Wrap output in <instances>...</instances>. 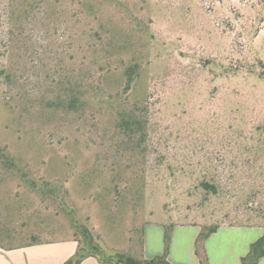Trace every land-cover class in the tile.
Instances as JSON below:
<instances>
[{
    "label": "rangeland",
    "instance_id": "obj_1",
    "mask_svg": "<svg viewBox=\"0 0 264 264\" xmlns=\"http://www.w3.org/2000/svg\"><path fill=\"white\" fill-rule=\"evenodd\" d=\"M49 2L45 11L36 7L28 21L14 25L21 80L10 104L14 117L0 102V143L18 162L32 158L21 145L26 141L43 142L48 153L72 161L68 169L59 162L51 168L65 175L60 182L37 167L23 169L56 186L52 217L54 207L68 203L83 226L60 211L71 233L64 226L48 233L41 223L39 237L72 238L77 231L83 240L87 228L111 255L137 247L148 224L209 228L222 222L264 231V0H87L106 20L138 26L142 35L143 77L131 98L145 102L143 152L124 145L103 106L89 102L79 113L53 110L52 90L77 78L83 37L97 23L80 0ZM6 27L3 16L0 33ZM9 117L17 119L16 133L9 131ZM97 158L140 190L139 200L130 197L127 213L130 191L109 203L96 188L101 199L95 208L88 186L66 181L71 168H86ZM206 181L217 184V194L204 190ZM17 183L11 181L15 188ZM9 198L0 187L2 245L23 239L9 236L8 216L19 212V202ZM32 198L38 205L41 198Z\"/></svg>",
    "mask_w": 264,
    "mask_h": 264
},
{
    "label": "trees",
    "instance_id": "obj_2",
    "mask_svg": "<svg viewBox=\"0 0 264 264\" xmlns=\"http://www.w3.org/2000/svg\"><path fill=\"white\" fill-rule=\"evenodd\" d=\"M50 3L49 0H0V19L4 16L7 21L6 32L0 33V102L8 113L11 112L12 99H17L15 90L21 85L19 68L15 63L14 25L20 19H24L23 22L28 21L36 7L39 8L40 12L45 11ZM80 3L84 7H88L89 15L94 14L97 25H92L87 37H83L86 45L83 48V60L77 68L79 72L78 79L69 80L67 85L60 83L58 90H52L53 98L50 105L53 106V110L56 112L65 111L67 113H79L89 102L103 106L109 117H112L118 134L123 138L124 145H131L133 149L137 148L143 152L145 149L142 146L146 139L144 128L147 120L144 114L141 113L140 105L145 102L131 98L137 85L142 80L144 71L143 59L140 51H138L142 41L140 30L138 26H126L112 18L106 20L99 11L94 10L93 4H89L90 2H87V0H80ZM68 75L73 76L71 72ZM91 92H93V96L90 99L88 95ZM11 113L12 117L16 114L14 111ZM20 118L19 116L18 120ZM8 119L9 131L16 133L18 130L17 119H11L10 117ZM21 145L25 150L32 153V158L27 163H23L21 159L18 162V158L11 153L7 145L0 143V187H3L7 196L10 197V201L19 202V212L12 215V217L8 216L11 222L9 236H12L11 238L16 236L23 238L18 244L10 242V244L2 245L0 243V248L10 250L44 243L74 240L78 243V250L75 256L65 264H81L88 257H96L103 264H173L168 259V250L172 231L178 225L176 222L166 227L165 253L152 259H147L144 255L145 228L140 229L138 248L134 246L129 252H117L111 255L104 252L87 228L83 231V240L77 237V231H73L74 237L72 238L54 239L53 237H47L41 239L39 234L42 232V227H38L41 223H46L48 233L55 232L58 230L57 227L60 226L66 228L68 235L71 233L68 225L60 220V211H63L66 215L69 214L71 222L76 227H78L77 224L80 225L79 227L83 226L79 224L78 216L74 213L75 209L70 207L68 203H62L63 205L61 204L60 208L59 206L54 207L57 212L52 217L48 213V209L51 208L50 201L54 204L59 199V193L55 191L56 186L51 185L46 177L43 179L31 178L28 173L23 172V169H28L30 166L31 169L37 167L44 170L45 173H52V175H49L60 182L65 175L58 173V176H56L51 168L59 162L68 169L72 167V161L68 156L62 157L59 154L60 152L48 153L49 150L43 142L26 141ZM69 171L71 176L66 178V181L75 180L88 186L89 190L87 192L93 200L95 208H97L96 201L101 199V197H96L94 194L96 188L101 190L103 199L109 203L117 200L122 192L128 194V191H130V194L126 195L128 206L124 209V213H127V208L130 206V197L133 196L134 201L139 198L140 190L133 185V182L124 183V180L120 178L121 174L101 159L97 158L92 165H88L86 168H71ZM48 173L46 174L48 175ZM46 174L45 176H47ZM13 179L18 182L19 186L17 188L11 184ZM202 187L207 193H218L217 184L213 182H203ZM134 188L137 189L133 194ZM34 194L41 198L38 205H35L32 198ZM109 205L112 206V204ZM24 213H26L25 217L23 216ZM225 225L222 222L209 228L199 225L201 226V233L196 241V255L200 264H209L205 249L206 240L221 226ZM228 226L238 225L229 224ZM262 257H264V236L251 245L249 253L242 258V264H258Z\"/></svg>",
    "mask_w": 264,
    "mask_h": 264
},
{
    "label": "crops",
    "instance_id": "obj_3",
    "mask_svg": "<svg viewBox=\"0 0 264 264\" xmlns=\"http://www.w3.org/2000/svg\"><path fill=\"white\" fill-rule=\"evenodd\" d=\"M201 233L199 225H176L172 231L168 259L173 264H200L196 255V241ZM166 227L148 224L144 230V255L152 259L166 250ZM264 231L259 227L221 226L205 242L209 264H242L251 245ZM78 250V243L67 240L44 243L17 249L0 248V264H65ZM81 264H103L96 257H88ZM258 264H264L262 257Z\"/></svg>",
    "mask_w": 264,
    "mask_h": 264
}]
</instances>
